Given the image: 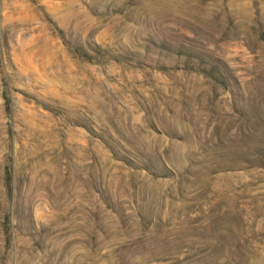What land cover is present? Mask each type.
<instances>
[{"label": "rangeland", "instance_id": "obj_1", "mask_svg": "<svg viewBox=\"0 0 264 264\" xmlns=\"http://www.w3.org/2000/svg\"><path fill=\"white\" fill-rule=\"evenodd\" d=\"M0 264H264V0H0Z\"/></svg>", "mask_w": 264, "mask_h": 264}]
</instances>
